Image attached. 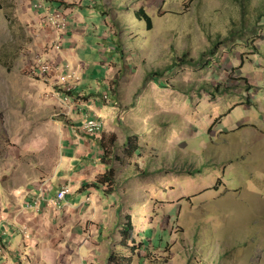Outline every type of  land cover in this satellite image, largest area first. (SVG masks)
Here are the masks:
<instances>
[{
  "label": "rangeland",
  "instance_id": "374dc122",
  "mask_svg": "<svg viewBox=\"0 0 264 264\" xmlns=\"http://www.w3.org/2000/svg\"><path fill=\"white\" fill-rule=\"evenodd\" d=\"M37 1L0 0V264H264V0H42L83 29L75 96ZM103 93L118 188L34 207Z\"/></svg>",
  "mask_w": 264,
  "mask_h": 264
},
{
  "label": "crops",
  "instance_id": "0c3cea01",
  "mask_svg": "<svg viewBox=\"0 0 264 264\" xmlns=\"http://www.w3.org/2000/svg\"><path fill=\"white\" fill-rule=\"evenodd\" d=\"M59 4L60 2H55L52 5V8L59 6ZM68 10H72V9L67 8L65 9V12H68ZM75 33L81 35V33H83V29H80V28L75 29L74 27L71 28L69 25V29L66 30L64 34V39H63L64 41L61 43V50H58V51L51 50L50 54L55 58L56 63L67 62L70 66H72L71 60L69 59V57L75 54L73 51L74 47L77 44L74 39V36L76 35ZM111 57L112 56L105 58V60L107 61H102V62H105V64L109 63L110 62L109 59H111ZM111 64H114V61L110 62L108 64V67ZM79 65L80 64L77 63L76 65H74V68L77 69ZM75 90L77 91V89ZM91 97L92 98L85 100V102H87V105H89V107L92 108V111L94 114H96L97 116H100L104 120V126L102 129H100L97 133L93 135L86 134L83 131H78V132H76L75 130L68 131V136H67L68 138H65V141L63 144L64 145L63 150L61 151L59 171L56 177L57 181L56 182L53 181L51 188L47 192L48 194H46L47 198L55 195V192L58 191L62 185H65V184L69 185L71 188L72 192L69 195L75 194L76 192L77 194L78 193L80 194L81 193L82 194L91 193L92 194L93 192H89V190H86V192L85 191L79 192V190L82 187V185L89 183V181L96 174L103 171V165L101 164L100 159H99L100 154H101V148L100 146L99 148H97V145H95L96 142L94 139L100 137V132L106 131L105 130L106 122L109 121V118L112 117L113 113L108 112L106 108L103 107L102 99L100 100L98 98H95L93 95ZM76 124L73 125V127H78V128L81 127ZM65 149L66 151L64 152ZM72 171H74L75 173L72 174ZM67 197H66V200H67ZM47 198L46 200H48ZM63 204H64L63 206H69V207H73L75 205L71 202H66V201ZM46 206H47L46 202L43 201L40 206V210L45 209ZM48 209L50 210L52 208L48 207ZM4 226H3V229H1V232L8 234L9 230L8 228L5 229Z\"/></svg>",
  "mask_w": 264,
  "mask_h": 264
},
{
  "label": "built area",
  "instance_id": "2783aa9c",
  "mask_svg": "<svg viewBox=\"0 0 264 264\" xmlns=\"http://www.w3.org/2000/svg\"><path fill=\"white\" fill-rule=\"evenodd\" d=\"M34 6L36 7V9H41L44 11L45 20L47 21L48 25L54 30V50H61L62 38L68 28V21L63 10L55 8L52 10H47L46 7H44V2L42 0H39V2H35ZM54 63L42 64V72H48L49 70H51L54 66L57 65H55ZM57 68L61 70V73L58 75V83L63 86L65 92L74 91L76 88L75 84H73L72 81L78 78L77 70L69 64H65L64 66L62 65L60 68ZM66 98L67 96H65V99ZM101 98L107 103L111 102V99L107 93L101 94ZM90 109L92 110L91 107ZM83 121L84 123L81 125V129L83 132L89 135L97 133L104 126V120L93 112L91 113V115L89 114ZM71 192L72 191L70 186L66 184L57 191L55 197L51 200H46L45 196L43 194L41 195L40 193L41 197L37 198L34 201V207L37 206L36 208L40 209L42 202L45 201L47 207L56 209L66 201V197L71 194ZM23 232L26 238H29V234L25 229Z\"/></svg>",
  "mask_w": 264,
  "mask_h": 264
},
{
  "label": "trees",
  "instance_id": "16d2710c",
  "mask_svg": "<svg viewBox=\"0 0 264 264\" xmlns=\"http://www.w3.org/2000/svg\"><path fill=\"white\" fill-rule=\"evenodd\" d=\"M134 13H135V16L137 19L144 20L146 27L148 29H150L152 27V17L150 16V14H148L145 11V9L142 6L137 8ZM231 33L234 34L233 31H231ZM229 38H230V36L226 35L222 38V40L220 42L224 43ZM215 49H216V46H213V47L209 48L208 51H209V53L214 54ZM186 55H187V53L185 52L183 54V57L185 58ZM173 63H174V65H176V62H173ZM170 67H173V66H166L164 69L156 70L154 73L159 77L165 69H168ZM157 81L159 83H161L159 78L157 79ZM66 93H68L71 96H75V94H78V91L74 90V91H69ZM98 143H99V146L101 148V154H100L99 159H100L101 164L103 165V171H101L98 174L97 179L95 178L94 181H91L85 185H82L79 192L95 189L104 195H108V194L112 193V191L114 189L116 190L118 188V178L116 176V172H115L112 164L114 161H116L118 159L116 153H114V150H116V148H118L120 145H118L119 143L117 142L116 133L110 132V133L106 134V132H104V131L101 132L100 137L98 139ZM121 147L125 148L124 152H126V153H130V154L135 153L138 150V148L140 147L138 145V137L134 134L127 133L125 135V140H124L123 144L121 145ZM111 155H114V156L110 157ZM113 187H114V189H113ZM129 230H130V225H125L122 228V230H121L122 238L125 236L126 238H124V239H127V238L129 239V236H130ZM119 245L125 246V241H120ZM143 245H144V241H143ZM123 260H126V259L125 258L122 259V262L119 264H125V262ZM128 262H130V261H128Z\"/></svg>",
  "mask_w": 264,
  "mask_h": 264
}]
</instances>
